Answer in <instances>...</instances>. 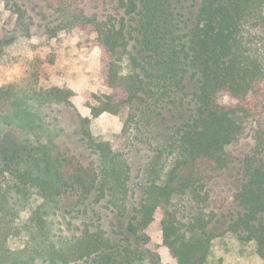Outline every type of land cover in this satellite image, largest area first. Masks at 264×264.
<instances>
[{
  "label": "trees",
  "instance_id": "1",
  "mask_svg": "<svg viewBox=\"0 0 264 264\" xmlns=\"http://www.w3.org/2000/svg\"><path fill=\"white\" fill-rule=\"evenodd\" d=\"M0 2L31 53L0 88V120L32 103L69 108L84 128L119 121L85 131L98 168L51 128L15 164L0 157V264H208L228 233L264 262V0ZM81 33L103 53V90L58 66ZM116 86L118 102L104 91ZM16 198L39 203L23 217ZM54 212L78 234L56 241ZM108 215L126 227L105 230Z\"/></svg>",
  "mask_w": 264,
  "mask_h": 264
},
{
  "label": "rangeland",
  "instance_id": "2",
  "mask_svg": "<svg viewBox=\"0 0 264 264\" xmlns=\"http://www.w3.org/2000/svg\"><path fill=\"white\" fill-rule=\"evenodd\" d=\"M12 23V17L6 13L3 3L0 2V88L8 82L22 77L31 58L29 45L21 35L12 31ZM60 52L58 66L69 72L74 85L90 91L103 90L99 80L103 53L86 42L85 34H78L75 38L67 41ZM104 91L110 93L115 102L126 97L123 86L104 89ZM222 101L228 104L231 99L229 96H223ZM16 112L19 115L17 118ZM90 118L92 119L91 124L88 128H84L77 114L69 108L40 109L32 103L24 105L7 119L13 121L12 125H7L3 120H0V157H6L15 164L17 158L23 157L31 144L35 143L37 139L35 132L45 134L44 128H51L59 133L60 140L68 145L72 154L83 165L93 164L98 168L100 158L89 147L85 131L86 129H101L106 133H111L119 121L113 115H103L99 119ZM46 140V138L43 139V141ZM247 143L243 142L237 151L247 149ZM74 200L71 197L63 198L61 210L64 211V208L69 207ZM38 203L15 199L16 207L23 217L27 216ZM49 219L62 221L61 225L55 224L54 239L56 241L61 240L63 236L71 237L78 234V232H73V228L69 227L67 223H64L62 212H58V214L54 212ZM126 225L127 220L118 221L111 215H108L103 221V228L108 231H112L114 228L123 230ZM58 227H62L64 230L61 231ZM34 264L49 263L41 260ZM208 264H264V262L258 256L253 243L243 240L239 234L228 233L211 243Z\"/></svg>",
  "mask_w": 264,
  "mask_h": 264
}]
</instances>
